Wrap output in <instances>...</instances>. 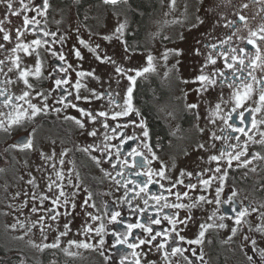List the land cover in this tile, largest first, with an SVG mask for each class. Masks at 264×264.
Returning a JSON list of instances; mask_svg holds the SVG:
<instances>
[{
	"label": "flooded vegetation",
	"instance_id": "af4514ba",
	"mask_svg": "<svg viewBox=\"0 0 264 264\" xmlns=\"http://www.w3.org/2000/svg\"><path fill=\"white\" fill-rule=\"evenodd\" d=\"M24 4L30 11L21 12L20 15H12L4 4H0V20L5 21L3 27L11 37L4 40V32H0V44L4 45L0 48V61L4 62L0 65V90L5 92L4 96H0V119L5 120L7 125L9 115L14 116L18 110L28 109V116L23 118L20 125H13L8 131L0 129V197L6 199L5 206L0 203V264H120L121 256L125 254L128 256L125 264H134L133 251L140 254V264H167V261L171 264H189V261L192 264H264L259 254L264 249V231L257 230L258 224H264V144L259 143L264 139L261 136L264 124H258L256 128L251 126V112L257 107L254 101H258L259 89L264 85L254 83L255 94L252 99L228 119V113L235 107L232 94L236 85L229 87L233 80L232 70L225 66L223 57H218L214 50L206 47L211 43L219 46L221 40L232 36L231 43L224 45L225 49L235 47L237 55L245 57L247 52H253L246 38L249 30L255 31L264 25V0H175L174 6L172 0H150L144 5L140 0H119L115 5L105 4L104 0H49L46 14L43 12V0H24ZM21 7L18 0H14L13 8ZM37 9L41 10L40 15H37ZM24 15L29 19L34 17L39 24H30L27 30L22 28L24 35L20 41L30 43L40 38L49 42L37 48L31 56L22 51L12 52L18 42L16 29L23 25ZM241 15L246 18L247 27L239 20ZM229 21L236 23L228 26ZM121 23H126L123 35L113 36ZM237 28L240 29L239 33L233 35ZM39 29L55 32L56 36L45 37ZM105 36L113 38L106 40ZM80 40L86 41V45L79 43ZM47 49L63 54L65 60L53 56L52 51ZM76 49L82 58L76 57ZM196 49H199V54ZM239 49H245L246 52L241 53ZM210 51L216 58V64H208L204 72L212 75L219 71L224 76H215L216 84L200 91L201 82L196 77L201 74ZM36 52H39V56ZM166 52L167 59L164 58ZM16 55L21 58L20 69L13 64ZM149 55L153 57L151 64L147 60ZM97 56L111 57L115 63L102 62ZM37 60L42 63V75L39 78L30 75L28 79L33 87L28 89L19 78V73L25 68L34 71ZM247 63L248 59L245 58ZM61 67L67 69L66 75L59 72ZM117 67L127 70V74L117 73ZM10 68L12 71H9ZM144 68H149V71L143 72ZM137 70L142 75L136 76ZM81 71L94 72L99 79L78 77L77 73ZM254 75L259 80L264 77V72L257 69ZM128 76H136L134 84ZM63 78H67L69 83L57 88L55 79ZM78 79L87 85V88L80 89V96L88 97L87 100L75 99L74 85ZM130 86L133 88V111L128 116L113 120L112 112L122 108L110 105L108 94L111 93L123 105ZM93 88L97 93L103 92L104 96L100 99L93 97L89 91ZM24 91H29L27 99L41 108L45 101L37 93L42 92L47 96V110L32 117V110L26 101L16 99ZM9 96L12 97L11 103L6 104ZM62 96L66 99L60 103L58 101ZM69 103L77 107L68 106ZM217 103H220L221 111L214 115ZM190 104L198 107L189 108ZM17 106L22 107L18 109ZM81 108L94 115L108 111L109 127L106 129L102 126L103 117L97 116L93 122L83 116L79 111ZM241 111L246 117L243 123L239 117ZM65 117L84 121L85 128L81 129L73 120ZM255 118L257 121L264 120V109L256 113ZM141 119L149 132L147 138L142 136L143 128L139 126ZM229 124L245 128L248 135L234 131L228 127ZM117 125L121 127L117 128ZM33 129L34 136L31 135ZM93 129L97 132L96 136L89 135ZM212 133L225 139H214ZM105 136L111 139L106 141ZM131 136L136 138L127 139ZM237 136L239 141L236 140ZM248 136L252 140H248ZM26 138L33 139V149L11 147ZM245 142L247 153L240 161L234 160L230 168L226 159L209 161V157L219 155L220 150L241 151ZM144 143L151 146V151L143 147ZM105 144L110 147L102 151ZM200 144L204 147L200 148ZM230 144L240 147L229 149ZM117 147L120 149L119 158ZM84 148H89V151H83ZM132 148L143 152L151 161L144 170H152L153 181L148 186V192H141L135 199L132 198L135 192L130 190L135 188L139 192V187L129 181H145L147 177L135 175L140 169L131 167V157H128L129 166L126 168L119 162ZM65 151L66 155L62 156L61 153ZM42 152L46 156H52L54 152L55 156L53 159H44ZM153 152L156 158H153ZM257 153L259 157L254 158ZM92 157L100 162L97 163ZM61 159L63 164H60ZM136 159L138 164L142 162V158ZM245 159L251 163L244 165ZM218 165L221 173L225 170L228 172L223 184L224 191L220 195L221 204L199 201L201 195L215 201V190L221 186L220 181L214 180L211 187L205 190L200 180L219 175L214 171ZM162 167L164 177L158 174ZM121 171L123 176H117V172ZM57 172L64 174L63 180L57 177ZM181 172L185 175L181 176ZM189 172L191 176L187 175ZM33 178L34 182L29 183ZM116 180H120V184ZM178 180H183V183H176ZM52 181L63 185L70 201L67 206L63 203V197L59 204L52 203L60 191L55 185L49 191L48 185ZM126 182L127 189L124 187ZM189 184H196V188H189ZM126 191L127 200L124 198ZM232 191L237 193L233 198V206L238 210L247 207L250 212L240 225L235 224L230 206L224 203L232 197ZM184 192L188 193L187 197L183 196ZM176 193L181 194L180 200H177ZM33 194L37 199L33 200ZM153 194L164 196L171 204L195 202L196 207L165 208L158 213L156 208L159 206L151 198ZM41 196L49 198L41 204ZM145 199L148 205L144 204ZM128 200H131V206ZM72 202L75 208L71 207ZM93 203L95 207H92ZM160 203L163 204V201ZM33 207L39 211L33 213ZM138 208L145 209L143 215ZM252 208L259 211L252 212ZM115 211L121 213L118 219H122L123 224L110 222V215ZM65 212L69 214L64 215ZM226 212L228 215L221 220L220 217ZM57 213V219L52 220L51 217ZM165 213H178V220L191 216L185 223L176 225V231L185 237L183 241L179 240L176 233H171L172 225L163 219ZM41 216L44 217L43 232L39 224L32 226ZM95 216L101 219L94 220ZM149 216L161 219L160 224L153 225V234L167 230L173 239L157 237L151 245H140L135 250L126 245L113 247L116 239L112 234L114 230L124 232L128 223L144 222ZM21 223L24 227H21ZM101 223L105 226V232L102 233L105 244L102 248L98 245L101 236L94 230L85 232L87 226L95 229ZM221 223L227 227H218ZM65 224L69 225L67 235L59 236L60 232L65 231ZM201 224L214 226L207 228L201 245L189 244L188 240L198 237ZM233 227L237 228L235 236L231 232ZM147 235L142 229H133L132 236L128 238L129 243H138L135 239L137 236L144 238ZM230 236L232 238L229 240ZM244 236L249 239L245 240ZM57 237L60 240L58 247H43L54 243ZM165 239H168L170 247L185 249L184 253L172 256L170 248L166 249L169 250L166 261L164 250L157 251L155 248L156 243ZM72 240L88 242L97 247H77L69 244ZM252 240L256 241L255 245L251 243ZM193 249L195 256L192 254ZM201 252L203 261L199 259ZM249 256L253 259L249 260Z\"/></svg>",
	"mask_w": 264,
	"mask_h": 264
},
{
	"label": "snow or ice",
	"instance_id": "6c2138e0",
	"mask_svg": "<svg viewBox=\"0 0 264 264\" xmlns=\"http://www.w3.org/2000/svg\"><path fill=\"white\" fill-rule=\"evenodd\" d=\"M13 2L14 0H0V4H4L7 8V10L12 14V15H20L21 12H26V11H30V9L28 8V6L26 4H24V0H18V3L22 6L20 9H14L13 8ZM119 2V0H104L105 4H112L115 5ZM172 5H175V0H172ZM49 0H43V12L46 14L47 9L49 8ZM244 7H247V5H244ZM41 14V10L37 9V15ZM7 19V18H5ZM239 20L244 22V26L247 27V21L246 18L241 15L239 16ZM4 20H0V32H4L3 35V39L4 40H9L11 37L8 34L7 30L3 27L4 24ZM10 22V21H9ZM202 23V21H201ZM236 23V21H229V25L228 26H233ZM30 24H34V25H38L39 21H37L34 17L32 19H29V17L27 15L23 16V25L20 28L16 29V38H17V44L16 47L14 49H12V52L15 54L17 51H22L25 54L31 56L32 52H35L37 48L41 47L42 45H46L48 44V40H43L40 38L34 39L32 40L30 43H23L22 41H20V37L24 35V31H22L21 29L23 28L24 30H27L28 25ZM126 27V23H121L119 24V26L116 28L115 33H113V36H122L123 35V30ZM33 31H37V29H33ZM39 31H43V29H39ZM240 29L237 28L236 32L233 33V35H236V33H239ZM43 35L45 37L51 35L52 37L56 36L55 32L49 33L47 31H43ZM113 36H105L104 39L106 40H110L113 38ZM244 39V38H242ZM61 40H63V38H61ZM232 41V36H228L227 38L223 39L220 41L219 46L215 43H211L209 45H207L206 47H208L211 50H214L216 52V55L218 57H223L224 58V64L227 68L232 70V76H233V80L232 83L229 84V87L232 88L233 85H236L235 91L232 94V99L235 101V107H233L231 109V111L228 113V119L232 118V113H235L237 111V109L241 108L244 106V104L251 100L253 95L255 94V89L253 87L254 83L257 84H261L264 85V77L260 78L259 80L257 79V77L254 75V72L259 69L261 72H264V48H262V45H264V25H261L257 30L253 31V30H249L248 32V36L246 38V43L251 45L253 48V52H247L246 53V57L245 56H241V55H237V48L235 47H229L227 49L224 48V45H229ZM257 41H260L261 43H257ZM79 43L81 44H85L86 45V41L84 40H80ZM4 45L0 44V48H3ZM97 47H99V45H97ZM31 49V51H30ZM48 51H52L51 49H47ZM90 51H95V49H90ZM172 52H175L176 50H169ZM197 54H199V49L195 50ZM239 51L241 53H245L246 50L245 49H239ZM178 54V53H177ZM36 55L39 56V52H36ZM52 55L53 56H58V58L60 60H65V57L63 54L61 53H57L55 51H52ZM75 55L78 58H82L81 57V53L78 49L75 50ZM168 56V52H166L164 54V58L167 59ZM245 58L248 59V63L247 65L245 64ZM97 59H100L102 62L104 61H108V62H112L115 63L114 61L111 60V57L108 56H104V57H99L97 56ZM147 60L149 62V64H151L153 57L151 55H149L147 57ZM20 62H21V58L20 56L16 55L15 59L13 61L14 67L17 69H20ZM4 62L0 61V65H2ZM208 64H212L215 65L216 64V58L213 57L212 52L210 51L208 56H207V62L204 65V67L201 68V74L198 75L196 77V80L201 82V89H199L200 91H204L207 90L209 87L214 86L216 84V79L215 76H220L223 77L224 73L223 72H219L217 71L215 74H206L204 72V68L207 67ZM69 67H71V65H69ZM0 71H2V69H0ZM9 71H12V69L10 68ZM149 71V68H144L143 72H147ZM59 72L61 73H65V75L67 74V69L66 68H59ZM116 72L117 73H125L127 74V70L121 68V67H117L116 68ZM246 73V74H245ZM30 75H33L37 78H39L42 75V63L41 61L37 60L36 64H35V69L34 71L30 68H25L23 70L20 71L19 73V78H21L23 80V83L27 86L28 89H32L33 85L29 82L28 77ZM142 75V72L137 70L136 71V76H140ZM78 77H85V76H91L95 79H99L98 77L95 76L94 72H78L77 73ZM136 76H128L129 81H131L133 84L135 83V79ZM11 81H7V83H10ZM187 82V81H186ZM239 82V83H237ZM55 86L57 88H60L61 85H66L69 83V80L67 78H63V79H55L54 81ZM75 88V99L80 100V99H85L87 100L88 97H81L80 96V89L81 88H87V85L82 84L81 81L78 79L74 85ZM92 94L93 97H95L96 99H100L102 96H104V93H97L96 89H90L89 90ZM132 92H133V88L130 86L127 89V93H126V99L123 102V105H120L117 102V99L115 97L112 96L111 93L108 94V99H109V103L110 105L114 106L115 108H122V110L120 111H113L112 112V119L115 120L118 117L121 116H128L132 111H133V104H132ZM72 93H68V95H71ZM5 92L4 90H0V96H4ZM37 95L43 96V99L45 101V104L43 106V108L38 107L36 104L31 103V100L27 99L30 96L29 91H24L23 94L19 97H16V99L18 100H25L26 103L28 104V107L32 110L31 111V116L34 117L37 114H39L42 111H46L47 110V96H44L43 93H37ZM118 96V93H117ZM66 99V97H61L60 98V103H63L64 100ZM12 97L9 96L7 97L5 103L9 104L11 103ZM222 103L224 101H221ZM255 103H257V107H255L254 109H252L251 115H252V120H251V126L252 128H256L258 124H264V120L261 121H257L255 118V114L259 113L262 111V109H264V87H261L259 89V93H258V101H254ZM68 106H71L73 108L77 107L76 104H72L69 103ZM22 106H17V108H21ZM189 108H196L198 107L196 104H190L188 105ZM56 111H60V109H56ZM79 111L81 112V114L85 117L90 118L93 122L96 121L97 116L99 117H103L105 118L104 121L102 122V126L104 128H108L109 125L107 124V118L109 116V112L108 111H100L99 113H97L96 115H94L92 112L90 111H86L85 109L81 108L79 109ZM221 111V107H220V103H217L215 105V111H214V115L218 114ZM137 115H139V112L137 110ZM28 116V109H24L23 111H17L16 114L13 115H9L7 117V125L5 124V120L0 119V129H3L4 131H8L10 127H12L13 125H20L23 118ZM239 117L241 120V123H243L246 119L244 112L241 111L239 113ZM65 119H71L73 120L81 129L85 128V123L84 121L77 119L76 117H65ZM213 123H215V121H212ZM127 125H124V127H126ZM140 127L143 128V132H142V136L147 138L149 136V132L147 130V126L144 123L143 119H141L140 121ZM117 128L121 127V125H117ZM229 128H232L234 131L236 132H240V133H244L246 136L248 135V133L245 131V128L243 127H235L232 124L228 125ZM113 132L116 131L115 128L112 129ZM201 131H203V129H201ZM35 134V129L32 130L31 135L34 136ZM89 135L91 136H96L97 132L95 129H93L91 132H89ZM212 136L214 139L220 140V139H225L224 137H219L216 136L215 133H212ZM261 136L264 137V132L261 133ZM135 136H131V137H127V139L131 140V139H135ZM111 138L108 136H105V140H110ZM239 137H236V140L239 141ZM248 140H252L251 136H248ZM124 141H122L123 143ZM259 143L264 144V139L260 140ZM33 139L32 138H26L24 139L21 143L19 144H13L11 145V147L13 148H18L20 150H31L33 149ZM91 147V146H90ZM108 147H110L109 144H105L104 148L101 149L102 151H106L108 149ZM144 148L149 149V151H151V146L148 143H144L143 144ZM200 148H203L204 145L200 144L199 145ZM213 147H215V145H213ZM237 147H240V145L238 144H230L228 145L229 149H236ZM83 151L88 152L89 148H84ZM119 153H120V149L117 147V157L119 158ZM247 153V142L244 143L243 148L241 151H237V152H233V151H227V150H220L219 151V155H212L209 157V161H221L226 159V163L227 166L230 168L232 166V162L235 161H240L242 156H245V154ZM61 155H66V151L62 152ZM42 158L44 159H53L55 156V153L53 152L52 156H46L43 152L41 153ZM153 158H156L155 153H152ZM128 157H131V167L132 168H138L140 169L139 171L135 172L136 176H145L147 177V179L145 181H129L133 184H136L139 187V192L136 191L135 188L131 189L130 191L135 192V196H133L132 198L135 199L136 196H139L141 192L147 193L148 192V186L153 183L152 181V170L148 169L147 171H145L144 169L147 168V165H149L151 163V161L144 155L143 152L138 151L136 148H132L130 152H128L127 156L122 160L119 161L123 167H128L129 166V159ZM137 157L142 158V162H140L139 164L137 163ZM256 157H259V153L256 154ZM93 160H96L97 163H99L100 161L96 158V157H92ZM64 161L61 159L60 160V164H63ZM251 163V161L245 159L243 161L244 165H247ZM53 169L55 170V164L52 165ZM113 167H115V165H113ZM254 170V169H253ZM215 173L219 174V175H213L211 176L209 179H201L200 180V184L203 186V188L205 190H207L208 188L211 187V184L214 180H219L220 181V185L219 187L216 188V199L215 201L212 200H208L207 197L201 195L198 197L199 201H203L206 203H215L216 205H220L221 204V200H220V195L221 193L224 191L223 189V184L224 182L227 180L228 178V172L227 170H225L223 173H221V168L218 165L215 168ZM159 176L164 177L165 176V171L164 168L162 167L161 170L159 171ZM57 177L60 180L64 179V174L62 172H57L56 173ZM110 175V174H109ZM185 175L184 172H181V176ZM188 176H191L192 173H187ZM117 176H123V172H117ZM34 182V178L33 180H30L29 183H33ZM117 184H120V180H116ZM176 183H183V180H178ZM56 186L60 191H59V196L52 200V203L55 204H59L60 203V198L63 197V203L64 205H68L70 203L69 198H68V194L64 191L63 185L61 184H57L56 181H52L49 185H48V189L49 191L52 190L53 186ZM78 187V185H77ZM124 187L127 189V182L125 183ZM161 187H163V185H161ZM173 187H175V184L173 185ZM189 188H196V184H189L188 185ZM170 191V190H169ZM19 195V194H17ZM177 197V200L181 199V194L180 193H176L175 194ZM237 195V193L235 191H232V197L226 199L224 201L225 204H228L231 208V213L234 214V219H235V224L236 225H240L244 219V217L250 215L249 209L247 207H243L240 210H238L234 205V200L233 198ZM184 197L188 196L187 192L183 193ZM89 199H91V193L88 194ZM33 200L37 199V197L35 196V194H33ZM49 197L47 196H41L40 199V203L43 204V201L45 199H48ZM126 200L128 199V192H125V197ZM151 198L156 202V205H158L159 207L156 208V211L159 212H163V209L165 208H170V209H183V208H193L196 207V203H192V204H184V203H174L171 204L167 201V199L164 196H156L155 194H153L151 196ZM163 201V204H161L160 202ZM85 204L88 203L87 200L84 201ZM129 205L131 206V200H128ZM144 204L148 205V200L145 199L144 200ZM75 203L72 202L71 203V207L75 208ZM92 207H95V204H92ZM107 207V206H105ZM138 207V206H137ZM139 212L141 215L144 214L145 209H139ZM39 209L36 207L32 208V212H38ZM49 211H51V209H49ZM252 212H258L259 209L257 208H252L251 209ZM69 213L65 212L64 215H68ZM107 214V211H106ZM91 215V214H89ZM213 215L215 216V213H213ZM228 213L226 212L224 216H221L220 219L223 220L225 218V216H227ZM59 216V213H57L56 215L52 216L51 219L52 220H56L57 217ZM178 213H175L174 215H168V214H164L163 219L169 221V223L172 225V229H171V233H176V236L179 237V240L183 241L185 239L184 236H180L179 233L176 231V225L178 223H185L186 220L191 219V216H187L185 218V220H178L177 219ZM262 216H264V214H262ZM121 217V213L119 211H115L113 213H111L110 215V222L112 223H120L123 224L124 221L122 219H118ZM94 220H100L101 217L99 216H95L93 217ZM44 217L41 216L40 219L36 222H34V224L32 225L33 227L36 226V224L40 225L41 231L43 232L44 230V223H43ZM161 223V219L159 218H152L151 216L147 217V219L144 222H140L137 221L135 223H128L126 226V230L124 232H120V231H113V235L115 236V242L113 244V247H116L118 245H126L127 248L129 249H133L135 250L136 248H138L140 245H144V244H149L151 245L153 243V241L157 240V237H167L168 239H173L171 233L167 230L162 231V232H155L153 234V225H158ZM214 225H204L201 224L200 225V232L199 235L196 239L194 240H188L187 242L189 244H197V245H201L203 243V237L205 236V232L207 230V228L213 227ZM13 228L16 227V225H12ZM21 227H24V225L21 223ZM218 227L220 228H225L227 227V225L221 223L218 225ZM65 231L60 232L59 236H65L67 235V230L69 228L68 224L64 225ZM133 229H142L145 233H147L148 235L144 238H140L139 236H137L135 239L138 241V243H129V237L132 236V230ZM95 231L96 234L98 236H101L98 245L102 248L105 244V240L102 236V233L105 232V226L103 223L100 224L99 227L93 229L91 226H87L85 228V232L86 233H91L92 231ZM257 230L258 231H264V224H258L257 225ZM232 232V236H235L236 232H237V228L233 227L231 229ZM232 236L229 237V240L232 238ZM22 238V237H21ZM168 239L165 240H161L160 242L155 244V248L157 251H163V255L167 261V257L169 256V249L170 248V253L172 256L179 254H183L185 249H183L182 247H170L168 244ZM245 240H248V236H244ZM60 240L59 237L56 238L55 242L52 244H45L43 247H51V248H56L59 246ZM251 243L253 245L256 244L255 240H252ZM70 245H76L77 247H83V248H95L97 247V245H93L91 243L88 242H77L75 240L69 241ZM71 254V253H70ZM192 254L195 256L196 252L193 249L192 250ZM260 257L261 259H264V249L260 250ZM101 255H103V252H101ZM131 255L133 257H135L134 260V264H140V259H139V253L133 251L131 253ZM128 259V256L122 255L121 259H120V264H125V261ZM199 259L201 261L204 260L203 257V253L201 252V255L199 256ZM249 260H252L253 257L249 256L248 257ZM167 264H171L170 261H167ZM189 264H192L191 261H189ZM206 264V262H205Z\"/></svg>",
	"mask_w": 264,
	"mask_h": 264
},
{
	"label": "rangeland",
	"instance_id": "374dc122",
	"mask_svg": "<svg viewBox=\"0 0 264 264\" xmlns=\"http://www.w3.org/2000/svg\"><path fill=\"white\" fill-rule=\"evenodd\" d=\"M5 198H3V197H0V203H2L3 204V206H5Z\"/></svg>",
	"mask_w": 264,
	"mask_h": 264
},
{
	"label": "trees",
	"instance_id": "16d2710c",
	"mask_svg": "<svg viewBox=\"0 0 264 264\" xmlns=\"http://www.w3.org/2000/svg\"><path fill=\"white\" fill-rule=\"evenodd\" d=\"M141 3L144 5V4H148L150 2V0H140Z\"/></svg>",
	"mask_w": 264,
	"mask_h": 264
}]
</instances>
